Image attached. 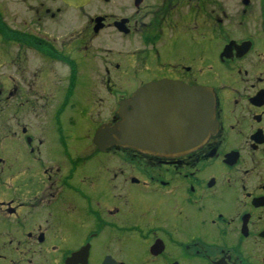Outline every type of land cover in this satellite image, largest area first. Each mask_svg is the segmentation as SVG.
<instances>
[{"label": "flooded vegetation", "instance_id": "1", "mask_svg": "<svg viewBox=\"0 0 264 264\" xmlns=\"http://www.w3.org/2000/svg\"><path fill=\"white\" fill-rule=\"evenodd\" d=\"M140 89L214 132L97 144ZM0 264H264V0H0Z\"/></svg>", "mask_w": 264, "mask_h": 264}, {"label": "water", "instance_id": "2", "mask_svg": "<svg viewBox=\"0 0 264 264\" xmlns=\"http://www.w3.org/2000/svg\"><path fill=\"white\" fill-rule=\"evenodd\" d=\"M66 1L70 4L78 5L84 4L88 0ZM189 92L190 94L195 93L194 105L197 109L195 118L190 121L188 120L192 123L190 128H187L186 130L191 132L189 138L184 136L182 129H179L181 132H179L180 134L175 133L177 128L176 123H174L175 126L167 127L166 130L169 129V133H163L161 131V125L157 122V120H145L143 117L144 91L143 89H140L133 94L131 99L121 103L119 111L121 120L115 125V127L108 128V126H104L99 129L95 135L96 143L99 145H107L109 142H115L118 145L129 146L140 151H150L165 145L168 140H176V143L174 144L179 146L180 153H182L181 150L185 147L199 145L215 130V101L214 97L207 91L197 89L195 91L190 90ZM200 101H204L206 106H210V110L205 112L203 118H200L198 114ZM185 105L189 107L193 106V104H190L188 101ZM128 106L132 108L131 111L127 110ZM156 119L159 118L157 117ZM171 133L172 135H170Z\"/></svg>", "mask_w": 264, "mask_h": 264}]
</instances>
